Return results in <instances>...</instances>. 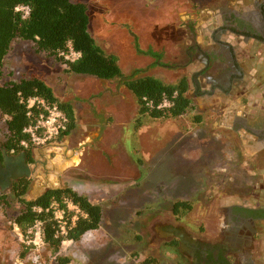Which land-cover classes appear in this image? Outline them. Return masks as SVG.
I'll use <instances>...</instances> for the list:
<instances>
[{
	"label": "rangeland",
	"instance_id": "rangeland-1",
	"mask_svg": "<svg viewBox=\"0 0 264 264\" xmlns=\"http://www.w3.org/2000/svg\"><path fill=\"white\" fill-rule=\"evenodd\" d=\"M81 1L89 7L92 36L107 54L118 56L126 75L142 70L167 84L187 77L195 108L177 118L140 119L136 97L120 81L66 73L65 65L38 53L34 42L15 40L3 81L35 75L61 102L71 104L77 118L75 130L63 140L34 146L33 152L50 146L41 154L48 163L27 176L26 200L40 195V185L53 183L87 196L104 215L97 231L81 241H65L56 254L38 227L23 234L16 226L24 205L6 188L0 193V264H59L58 257L69 259L68 264H137L139 256L167 246L157 231L169 227L204 245L221 243L230 227L225 204L264 203V154L255 157L253 138L232 123L241 117L235 108L250 106L254 113L248 119L256 116L264 49L223 31L229 11L248 12L250 6L244 5L251 0ZM217 42L234 48L244 85L235 79L230 89L219 79L222 86H212L214 72L228 66L209 59V52L220 47ZM138 46L162 52L168 67L154 66ZM7 120L0 112V142L8 134ZM177 201L191 202L192 209L175 215ZM263 230L252 239L241 233L248 239L236 248V261L264 264ZM177 252L192 264L187 252Z\"/></svg>",
	"mask_w": 264,
	"mask_h": 264
},
{
	"label": "trees",
	"instance_id": "trees-1",
	"mask_svg": "<svg viewBox=\"0 0 264 264\" xmlns=\"http://www.w3.org/2000/svg\"><path fill=\"white\" fill-rule=\"evenodd\" d=\"M27 6L30 14L24 17L17 8ZM25 40L35 43L38 53L66 66V73L87 75L104 81H120L137 99L140 119L149 116L153 119L177 118L192 111L195 106L188 96L190 81L182 77L174 84L144 76L142 70H136L126 75L120 67L119 58L115 54H107L97 43L90 32V15L88 4L81 0H0V112L8 117V134L0 142V158L3 150L7 155L25 153L28 162H32L33 148L31 144L25 148L22 142H28L24 129L30 124L27 116L26 101L29 98L40 97L50 104L57 105L66 113L69 119V130L58 141L70 135L76 128V114L69 103L61 102L43 80L35 75H25L18 81L4 82V63L15 40ZM69 45L81 57L74 62L66 61L62 53L69 51ZM138 51L155 60L154 66L168 67L163 62L162 52L152 48ZM168 102L169 105L165 106ZM200 117H197L199 120ZM31 180L23 178L14 183L12 191L23 203L24 208L15 218V224L23 234L41 224V235L44 243L56 254L59 253L65 241H80L90 231L98 230L103 221V209L98 204L90 202L89 198L70 187L47 189L34 200H26ZM70 200L81 213L74 220L65 201ZM57 204V210L63 211L66 218L65 233L52 207ZM192 209L191 202L177 201L173 211L175 215L186 213ZM208 252V253H207ZM206 262L214 260V252L207 251ZM221 250L220 264H234L233 257L224 258ZM201 255V254H200ZM59 264H68L69 259L58 257ZM202 257H200V260ZM217 262V263H218ZM143 264H158L157 259L149 257Z\"/></svg>",
	"mask_w": 264,
	"mask_h": 264
},
{
	"label": "flooded vegetation",
	"instance_id": "flooded-vegetation-1",
	"mask_svg": "<svg viewBox=\"0 0 264 264\" xmlns=\"http://www.w3.org/2000/svg\"><path fill=\"white\" fill-rule=\"evenodd\" d=\"M249 3V5H244V8L250 6L248 12H243L244 16H242L243 14L241 13H230L229 11V21L223 31L229 32L234 38L243 36L245 40H254L256 44L264 47V0H251ZM229 14L231 15L229 16ZM217 44H219L220 47H217L218 49L213 52H209V59L213 60L214 62L220 60V64L228 62V66L227 70H217L214 72L216 77L212 78V82L214 83L212 86L220 88L222 85L220 84L221 82H218L219 79H224L225 83H230V89L233 88V82L235 79L237 80L238 84L244 85L245 83L242 80L243 77H240L241 75L239 74L237 75L238 70L241 68L238 67V64L235 61L234 48L231 46L228 47L227 45L224 46L218 42ZM220 64L218 63L217 65ZM229 73H232L233 75L230 77ZM228 77H230V79H228ZM216 84L219 85V87ZM225 91L228 92V89ZM237 109L238 108H235V111H237ZM232 123L235 124L239 129L246 132V137L253 138V140L249 141L253 142L256 146L255 157H262L264 154V118L261 115H256L251 120L248 119V116L235 117ZM48 148H50L49 145L40 147L37 151L32 152V162H28V156L25 153L18 155L10 154L8 155L9 162H7L4 155L6 151L3 150L4 158H0V193L6 188H13L15 182L25 177L28 178L26 176V170H30V172L32 171L34 174H37L39 172L40 166H46L48 159L44 156H41V154L45 149ZM44 169H46V167ZM244 206H231L229 208L227 217L231 229L225 231L223 235L225 244H215L209 246L204 245L202 242H198L195 247V252H200L202 254L200 264H220L218 259H220L219 255L221 254V250L224 252L223 255L225 260L226 258L230 257H233L235 260V258H238V254L234 252L232 248H239L240 245H242L244 241L248 239L241 237V233L244 235H251V239L257 234L261 235L259 230L264 229V203L257 207ZM207 251L214 252L215 262L214 260L206 262L208 253ZM234 264L258 263L254 262L252 259H246L243 261L237 260L234 262Z\"/></svg>",
	"mask_w": 264,
	"mask_h": 264
},
{
	"label": "built area",
	"instance_id": "built-area-1",
	"mask_svg": "<svg viewBox=\"0 0 264 264\" xmlns=\"http://www.w3.org/2000/svg\"><path fill=\"white\" fill-rule=\"evenodd\" d=\"M18 12H22L24 17L30 14V8L27 6H20L17 8ZM62 56L66 61L74 62L81 57L79 52H76L71 45H69V51L62 53ZM27 104V116L30 118V124L24 129V133L28 135L29 143L22 142V146L27 148L30 144L32 146H43L50 142L58 140L64 136L69 130V119L64 111L59 106L50 104L46 100L40 97L29 98L26 101ZM169 105L168 102L165 106ZM68 210L75 213L74 220L81 213L80 209L75 206L70 200L65 201ZM54 209L57 208V204H53ZM56 219L60 223L63 232L65 233V226L67 224L63 211H55ZM38 231H41V224L36 226Z\"/></svg>",
	"mask_w": 264,
	"mask_h": 264
},
{
	"label": "crops",
	"instance_id": "crops-1",
	"mask_svg": "<svg viewBox=\"0 0 264 264\" xmlns=\"http://www.w3.org/2000/svg\"><path fill=\"white\" fill-rule=\"evenodd\" d=\"M260 48L264 49V47H261V46H260ZM258 73L260 74L258 78H259L261 91H260V93H258L260 95L257 96L258 100H259L258 103L254 104L255 115H261L264 118V63H263V66L260 67V70L258 71ZM230 74H232V73H230ZM239 75H241V74H239ZM228 79H230V77H228ZM227 85L229 88L230 83H227ZM228 94H232V92L228 91ZM256 99L257 98H254L255 102H256ZM237 110L244 111L242 113L240 111L238 112V115H240L241 117H247V116L249 117V116L253 115V113H254L252 107H250V106L244 108V110H243V108L242 109L238 108ZM232 111H233V109H232ZM237 117H239V116H237ZM84 148L86 149V147H84ZM70 149L72 150V152H75V151H73L72 146L70 147ZM72 155H74V153ZM218 188L220 189V187H218ZM225 205L227 206V208H230L231 206H239L238 203L237 204L235 202L231 203L230 201L228 202V204H225ZM225 229H226L225 231L230 230L231 226L230 227L227 226ZM95 231H97V230H95ZM90 232H94V231H90ZM90 232H88L87 234H89ZM157 234H158V236H161L162 240L166 241L167 246L160 252L155 253V252L150 251V253H145V254L139 256L137 259L140 262L138 261L137 264L138 263L143 264V261L149 257H153V258L157 259L158 264H188V260L187 261L181 260V257L179 256V253L177 252L178 249H179V251H181V250L183 252L185 251V252H187V254L190 255L192 264H200V262H201L200 257L202 254L200 252H197V253L195 252V250H196L195 247L199 242L197 239H195L192 236L191 237L188 235L185 236L182 233V231L179 230V228H175V227H169L166 229V231L159 230V231H157ZM168 237H172V238L168 239ZM81 240H83V237ZM219 244H225V242L222 241ZM232 250L234 252H236L235 250H237V249L232 248Z\"/></svg>",
	"mask_w": 264,
	"mask_h": 264
},
{
	"label": "water",
	"instance_id": "water-1",
	"mask_svg": "<svg viewBox=\"0 0 264 264\" xmlns=\"http://www.w3.org/2000/svg\"><path fill=\"white\" fill-rule=\"evenodd\" d=\"M4 155H5V159H6V161L7 162H9V157H8V155L6 154V152L4 153ZM26 176H31V172H30V170H26ZM42 180H44L45 181V179L44 178H41ZM46 182V181H45ZM57 188H60L59 186H57V184H51V185H48L47 183L45 184V185H40V188H39V191L41 192V193H39L40 195L39 196H41L47 189H57ZM38 196V197H39ZM37 197V198H38ZM37 198H35V199H37Z\"/></svg>",
	"mask_w": 264,
	"mask_h": 264
}]
</instances>
